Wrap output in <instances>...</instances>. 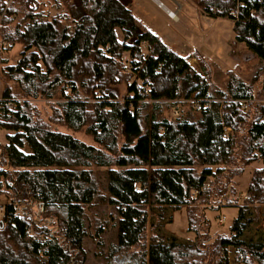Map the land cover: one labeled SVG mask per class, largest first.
<instances>
[{"label":"trees","instance_id":"16d2710c","mask_svg":"<svg viewBox=\"0 0 264 264\" xmlns=\"http://www.w3.org/2000/svg\"><path fill=\"white\" fill-rule=\"evenodd\" d=\"M191 1L232 21L236 42L261 62L248 82L228 71L215 83L206 56L171 50L133 15L130 0H0V44L21 46L17 62L2 60L0 70V130L12 133L0 143V264H87L86 241L102 233L88 215L98 201L116 211L104 264L127 255V264H228L230 249L234 264H264V243L243 239L256 221L245 218L248 208L264 212V0ZM176 100L185 111L172 120ZM206 100L210 110L196 111ZM55 127L82 131L95 145ZM254 163L261 167L244 205L228 233L212 238L206 211L219 210L231 181ZM166 207L184 208L193 241L163 237Z\"/></svg>","mask_w":264,"mask_h":264},{"label":"rangeland","instance_id":"374dc122","mask_svg":"<svg viewBox=\"0 0 264 264\" xmlns=\"http://www.w3.org/2000/svg\"><path fill=\"white\" fill-rule=\"evenodd\" d=\"M45 5L51 3V0H39ZM183 7L177 13V19H169L166 11L158 6L157 2L165 9L175 10L177 6L173 0H130V9L141 22L146 24L152 33L159 37L174 52H179L181 42L185 41L188 48L195 51H200L215 65L213 73V81L217 84H222V79L228 71H233L237 76L248 82L255 71L260 67L261 62L241 44L236 42L232 32V21L226 19L206 18L200 8H198L191 0H179ZM45 13L55 15L57 12L45 6L42 8ZM210 17V16H208ZM183 36L185 39H183ZM121 37V35H119ZM21 46L16 45L9 50L0 44V70L4 66L2 60L7 61L8 65H13L19 58ZM143 53L146 52V47L142 44ZM198 51V52H199ZM199 52V53H200ZM180 54V53H178ZM190 56L191 52H187ZM193 54V53H192ZM201 54V53H200ZM188 55L181 54L184 58ZM202 55V54H201ZM192 67L199 70L196 62H190ZM201 75V72H197ZM5 83L0 77V101L4 92ZM42 113L44 119L49 114V108L44 101L36 103ZM185 111V107H182ZM59 132L71 135L72 137L82 141L87 145H95L91 138L85 135L84 132H72L63 127H55ZM4 130H0V143L6 145V135H10ZM261 167V164L254 163L246 168L241 177H237L231 181L230 187L233 189V194L223 201V209L217 211H206V218L210 221V234L212 238L217 235H225L228 233L229 227L233 219L237 216V193L243 196L246 193L250 175L253 169ZM98 175L104 173V169L94 168ZM240 179V182L239 180ZM3 199V198H1ZM244 203V202H243ZM241 206V205H240ZM239 206V207H240ZM149 215L151 224L158 223L156 215L159 211L152 209ZM20 213V212H19ZM152 213H155L154 215ZM162 221L160 223V232L167 241L176 240L179 243L187 244L192 241L194 236L187 232V221L185 210L179 209L173 211L172 208L166 207L162 209ZM88 215L97 217L101 221L102 233L97 239H87L85 248L87 251V264H104V260L108 253L109 246L115 243L116 239V211L115 208L107 202L98 201L88 208ZM246 219L256 220L245 232L243 239L246 242L264 243V212L262 207L257 211L248 208L245 214ZM234 250L230 249L228 254V262L234 264ZM129 256H120L114 258V264H127Z\"/></svg>","mask_w":264,"mask_h":264},{"label":"built area","instance_id":"2783aa9c","mask_svg":"<svg viewBox=\"0 0 264 264\" xmlns=\"http://www.w3.org/2000/svg\"><path fill=\"white\" fill-rule=\"evenodd\" d=\"M169 17L172 19V18H175V13L174 12H169ZM5 47H9L8 44H4ZM124 69H129L128 65H124L123 67ZM214 103V101L212 100H206L205 102H202V103H197L195 102L194 103V108L196 111H201L202 109L204 110H210L211 108V105ZM241 104V108L243 110H247L248 109V101H243V102H240ZM181 111H182V103L181 101L179 100H176V101H173L171 103V105L169 106V109L167 110V114H166V117H168L169 119H172V120H175V119H178L181 115ZM231 134V130L230 128L228 127H224L223 128V138L224 139H228L229 136ZM208 184H205L203 186V190H206L208 188ZM196 194V192H195ZM246 198H244L245 200ZM15 204L14 201L12 200H8V204ZM3 209V204L1 203L0 204V211ZM18 212V210H17ZM228 264H230V261L228 262Z\"/></svg>","mask_w":264,"mask_h":264},{"label":"crops","instance_id":"0c3cea01","mask_svg":"<svg viewBox=\"0 0 264 264\" xmlns=\"http://www.w3.org/2000/svg\"><path fill=\"white\" fill-rule=\"evenodd\" d=\"M173 2H174V4L177 6V8L175 9V10H170V9H165L162 5H161V3H159V2H157V4H158V6H161L162 7V9H164L165 11H166V14H167V17L171 20V18L169 17V12H174L175 13V18H172V19H174V20H176L177 19V13H178V11L179 10H181L182 9V7H183V4L179 1V0H173ZM131 7V6H130ZM130 7H129V9H130ZM130 11H131V9H130ZM135 16V15H134ZM136 17V16H135ZM137 18V17H136ZM206 18H213V17H206ZM138 19V18H137ZM213 19H215V18H213ZM216 19H218V18H216ZM141 21V20H140ZM143 23V22H142ZM233 24V23H232ZM231 24V25H232ZM146 25V24H145ZM147 26V25H146ZM147 28L149 29V27L147 26ZM150 30V29H149ZM151 31V30H150ZM181 37H183V36H181ZM183 39H185L184 37H183ZM186 40V39H185ZM168 46H169V44H168ZM181 49H180V51L179 52H176V53H180V55L181 54H185V55H188L187 54V52H191V55L189 56L188 55V57H191L192 56V53H193V51H195V50H190L189 48H188V46L185 44V41H182L181 42ZM199 51V50H198ZM200 52V51H199ZM203 56H205L204 55V53H202V52H200ZM190 62H196L194 59H190V60H188V64L190 65V66H193V64H191ZM197 64V63H196ZM194 68V67H193ZM200 70H198L197 71V69H196V72H199ZM260 165V164H259ZM257 168H260L259 166L257 167ZM251 176V175H250ZM239 180V182H240V179H238ZM244 198H245V194L243 195V196H240V195H238V193H237V207L239 208V206L241 205V206H243L244 204H243V202H244ZM224 204L225 203H222V205H220V211H221V209H223V206H224ZM262 210H263V208H262ZM237 212H238V210H237ZM192 239V241H193V239H194V236L191 238Z\"/></svg>","mask_w":264,"mask_h":264}]
</instances>
